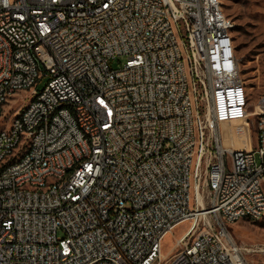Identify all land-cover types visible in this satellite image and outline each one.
Segmentation results:
<instances>
[{
    "label": "built area",
    "instance_id": "obj_1",
    "mask_svg": "<svg viewBox=\"0 0 264 264\" xmlns=\"http://www.w3.org/2000/svg\"><path fill=\"white\" fill-rule=\"evenodd\" d=\"M220 7L0 0V264H249L229 226L264 215V99L256 148L222 146L248 95Z\"/></svg>",
    "mask_w": 264,
    "mask_h": 264
},
{
    "label": "rangeland",
    "instance_id": "obj_2",
    "mask_svg": "<svg viewBox=\"0 0 264 264\" xmlns=\"http://www.w3.org/2000/svg\"><path fill=\"white\" fill-rule=\"evenodd\" d=\"M223 13L232 20L231 36L238 61L240 77L248 95L247 111L252 112L259 98L264 99V0H222ZM109 66L117 69L122 59L114 58ZM46 78L37 80L36 89L41 90ZM17 102L11 107L7 119L13 112L29 100L28 93L15 96ZM256 118L249 116L248 132L250 144L255 149ZM230 123V122H229ZM228 124V123H226ZM224 123L220 124L222 132ZM257 163L258 154L253 153ZM189 222L178 224L162 241V252L171 255L176 251L175 241L188 228ZM236 243L245 248L244 255L249 264H264V215L258 220L249 218L237 221L229 226Z\"/></svg>",
    "mask_w": 264,
    "mask_h": 264
},
{
    "label": "bare ground",
    "instance_id": "obj_3",
    "mask_svg": "<svg viewBox=\"0 0 264 264\" xmlns=\"http://www.w3.org/2000/svg\"><path fill=\"white\" fill-rule=\"evenodd\" d=\"M220 15L227 17L220 7ZM232 22V20L230 19ZM44 29H51V22H44ZM228 43L233 44V39L231 34H228ZM33 106V99H29L26 104H24V110H31ZM256 110V109H255ZM62 112V105L51 106V114H59ZM254 114L253 111L247 114V119L242 121L233 120L230 123H224L221 132L222 146H235L241 149H248L250 147L248 132V118L250 115ZM69 178V170H62L61 175H57V182H65V179ZM54 181V174H47L43 178V188H51L52 182ZM252 219V214H244V219Z\"/></svg>",
    "mask_w": 264,
    "mask_h": 264
}]
</instances>
